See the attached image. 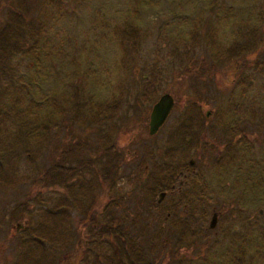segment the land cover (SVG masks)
I'll use <instances>...</instances> for the list:
<instances>
[{
  "label": "rangeland",
  "instance_id": "rangeland-1",
  "mask_svg": "<svg viewBox=\"0 0 264 264\" xmlns=\"http://www.w3.org/2000/svg\"><path fill=\"white\" fill-rule=\"evenodd\" d=\"M17 1L0 0L1 21L25 10ZM27 7L20 23L27 50L0 71V264H115L96 233L110 215L128 227L132 258L264 264V0H30ZM238 33L251 50L230 60ZM162 93L174 103L151 135L148 114ZM71 144L65 165L89 164L64 187L38 188L57 149ZM109 144L128 151L113 153L106 187L97 159ZM210 161L223 162L226 203L238 192L237 214L254 212L246 233L235 222L228 236L218 234L222 217L206 230ZM183 174L188 186L178 191ZM210 182L216 186L214 174ZM24 201L28 217L18 212ZM86 213L97 223H84Z\"/></svg>",
  "mask_w": 264,
  "mask_h": 264
},
{
  "label": "trees",
  "instance_id": "trees-1",
  "mask_svg": "<svg viewBox=\"0 0 264 264\" xmlns=\"http://www.w3.org/2000/svg\"><path fill=\"white\" fill-rule=\"evenodd\" d=\"M23 1H24L26 11L24 10L23 12H20L18 10H12L11 11L12 16L8 19L7 22H3L0 20V35L6 32L7 30L9 31L8 33L9 37L7 39H5L6 37L0 38V71L5 70V68L7 67L6 65L8 64L9 60L15 54L25 52L27 50V49H23L22 44H20V42L23 43L24 36L27 34L24 32V26L21 25L20 23H23V24L25 23L24 14L25 12H28L30 10L27 7V4L29 3L30 0H23ZM18 2H20V0H18L17 3ZM26 26H27V28H25L26 32H29L33 27V23L31 22V20H29L26 23ZM244 40L246 39L242 37V34H241L239 38L236 39V43L232 47L226 50L227 58L231 60L233 59L235 55L241 54L240 52L245 49H247V51L250 52L251 48L249 46V43L248 41H244ZM188 72L189 70H186V73ZM196 73L202 74L204 72L202 70H198V72ZM75 93L76 95H78L79 93L78 89H76ZM73 148H74L73 144H71L68 147V149L63 148V149H60L59 152L57 149V153H58V157L56 158L57 160L52 161V163L37 176L36 184L37 185L40 184L38 188H40V186H49V185H59V186L64 187L66 184V181L73 177V174L76 172V169L81 167L80 165L89 164L88 160L79 159L77 161V164H78L77 167H76V164L73 165L72 167L69 164L65 165L64 159L66 160L69 159L70 153L73 151L72 150ZM102 152L104 156L102 158H100V156H98V159L96 158L97 160L101 162V169L99 170V175L104 181L103 184L106 187H110L113 174L117 167V163L112 162L113 153L114 155L117 156V153L119 155H123V152H120V151L115 152L114 146L112 144L105 146ZM93 161H95L94 158L91 162ZM20 203L21 204L18 205V207H20L18 209V212L20 214H24L25 216L22 215L18 221H21V219H23L24 217H28L30 215L27 208H24L23 203H25V201L20 202ZM82 221H84V223L85 221L87 223L89 222L93 224L97 223L95 216L90 215L88 213L85 214V216L82 218ZM89 226L90 228H92V224H89ZM126 228L128 227L122 224L115 216L110 215L108 217V222H104L100 224L96 231V233L99 235L100 238H104L108 242L109 248L112 251V255L114 256L113 262H115V264H153V262L149 260L148 261L145 260L141 254L140 255L137 254L136 258H132L130 256L131 250L128 247V243H129V240L131 241V239L128 238V229ZM78 236H79V233H78ZM236 240H238L240 243L244 242V239H241L238 237H236ZM77 242L79 243L81 242L79 238H77ZM236 258L237 260H239L237 256ZM49 259L47 261H44V264H52L51 262H49Z\"/></svg>",
  "mask_w": 264,
  "mask_h": 264
},
{
  "label": "flooded vegetation",
  "instance_id": "flooded-vegetation-1",
  "mask_svg": "<svg viewBox=\"0 0 264 264\" xmlns=\"http://www.w3.org/2000/svg\"><path fill=\"white\" fill-rule=\"evenodd\" d=\"M209 114H210V111H208L207 114H206V112L204 113L205 123H208ZM147 128H148V126H147ZM171 132H172V130H170V133ZM127 151H128L127 149H125V151L123 150V152H127ZM219 151L220 152H218V155H220L221 149ZM192 163H190V160H189L190 166H192L191 165ZM210 163L212 164V166L207 165V164H209L207 162H205V164H204V168H203L204 180H203V184H202V190H203L204 200L206 202L205 205L207 207L206 208L207 211L211 213L210 216L213 213H215L217 216L216 225H217L218 220L222 217L221 218L222 223L220 224L218 234H222L224 237L228 236L229 232H231L232 225L235 224V222H238V223L240 222L242 224V228L244 229V232L246 233L247 228H245V227L248 225V230H250L251 219L254 218V212L250 211L249 218H248V215L237 214L238 212H240V208H239L240 206H239V200H238L239 193L238 192L231 194L230 197H232V199L227 200L228 202L226 203L225 194H224V186L220 182L221 169H220L219 165L223 164V162H221V161L211 162L210 161ZM147 167H148L147 165L144 166V172H146ZM192 171H193V167H192ZM208 171H209V174H206V172H208ZM211 174H214L216 176V186L215 187H212L211 182H210ZM180 175H182V170H179L177 172V174L175 175V178H178ZM183 177L184 178L186 177L185 174H183ZM232 182L238 184L237 182H235V179H233ZM168 184H169L171 189L174 188V183H168ZM183 185H184V187L188 186L187 182H186V178L184 180H179L177 190L179 191V188ZM160 192L166 193V191H164V190H162ZM160 192H159V195H160ZM165 193H164V196H165ZM159 195H158L157 201L160 202L161 200H163L164 196L161 199H159ZM170 198L172 199L171 205H172V209H173L176 206L175 200H177V198H176V193L172 194V190L170 192ZM210 200H214L212 206H211L212 203L210 204V202H209ZM171 205H170V207H171ZM235 206H237V207H235ZM187 208H188L187 205H185L186 210H187ZM210 216H209V218H210ZM208 221H209V219H208ZM207 225H208V222H207ZM216 225H215V227H216ZM214 228H208V226H206V230H213ZM213 233L216 234L215 231H213Z\"/></svg>",
  "mask_w": 264,
  "mask_h": 264
},
{
  "label": "water",
  "instance_id": "water-1",
  "mask_svg": "<svg viewBox=\"0 0 264 264\" xmlns=\"http://www.w3.org/2000/svg\"><path fill=\"white\" fill-rule=\"evenodd\" d=\"M174 100L171 94L162 93L151 105L148 115V133L153 135L165 122L166 118L171 112ZM208 111L206 112V114ZM190 163H192L190 159ZM165 192H160L159 199L164 196ZM217 216L213 213L208 221V228H214L216 225ZM18 228V223H17ZM16 228V230H17Z\"/></svg>",
  "mask_w": 264,
  "mask_h": 264
}]
</instances>
